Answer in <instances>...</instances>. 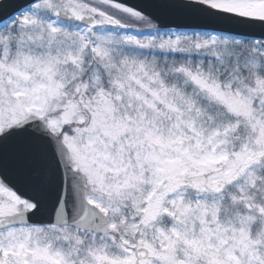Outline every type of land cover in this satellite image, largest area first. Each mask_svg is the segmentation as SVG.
Instances as JSON below:
<instances>
[{"label":"snow or ice","instance_id":"1","mask_svg":"<svg viewBox=\"0 0 264 264\" xmlns=\"http://www.w3.org/2000/svg\"><path fill=\"white\" fill-rule=\"evenodd\" d=\"M0 264H264V0H0Z\"/></svg>","mask_w":264,"mask_h":264}]
</instances>
